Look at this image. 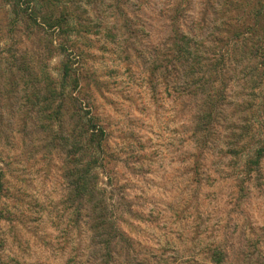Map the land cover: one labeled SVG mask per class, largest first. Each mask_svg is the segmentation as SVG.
<instances>
[{"label": "rangeland", "instance_id": "rangeland-1", "mask_svg": "<svg viewBox=\"0 0 264 264\" xmlns=\"http://www.w3.org/2000/svg\"><path fill=\"white\" fill-rule=\"evenodd\" d=\"M49 2L0 0V264H264V0Z\"/></svg>", "mask_w": 264, "mask_h": 264}, {"label": "trees", "instance_id": "trees-1", "mask_svg": "<svg viewBox=\"0 0 264 264\" xmlns=\"http://www.w3.org/2000/svg\"><path fill=\"white\" fill-rule=\"evenodd\" d=\"M22 1L23 0H8V2L12 3L13 4V11L19 15L20 13V10H21V5H22ZM45 2H47L48 4L50 3L49 1L50 0H43ZM263 8H264V5H262L260 7V15H258L257 17L254 16V21L253 23H247V21L244 23V24H240L238 25L239 28H241V30H243V32H246V33H256L257 32V29L260 28L262 30V40L260 42V46H257V48L254 50L255 52V55H260V58H261V66L263 68H261V73L263 74L264 76V21L263 23H261V20L264 19V17H262V19L258 20V17L259 16H264V15H261L263 13ZM44 10V9H43ZM27 12V10H26ZM40 13V11H38ZM65 10H63V14L58 16V17H55L53 18L52 16H49L47 18V14L44 13L43 11H41L42 15H41V19L42 21L39 22L40 24H44L46 23L49 27H54L56 25L58 26H61L62 25V22L64 23V21L66 22V14H65ZM258 13V14H259ZM30 14V13H29ZM34 14V13H33ZM29 17H31L33 20L37 21V16L36 15H32L30 14ZM256 17V18H255ZM256 31V32H255ZM242 32V31H241ZM238 35L237 37L240 38V32H237V34L235 33V36ZM240 35V36H239ZM184 43H181L179 42V40H175V50L177 51V55L180 57L182 54L185 53V55L187 54H190L189 52L186 53V50H185V46H183ZM72 67H70V64L69 62H66L64 63V74H63V78L62 80L60 81L59 83V86L60 88L62 89L59 93L60 94H63L65 93V96L67 93H69V95L72 97V92L71 91H67V88H68V83H73V88L75 89L77 86H78V78L75 76H72ZM64 96V97H65ZM77 102V101H76ZM212 111V110H211ZM52 113V112H51ZM50 113V114H51ZM57 114L59 115L60 112L57 111ZM92 126H95V124H90L89 128L92 129ZM264 131V130H263ZM95 133V132H94ZM95 134H93L94 136ZM264 156V136L263 138L260 139V146L258 148H256L254 150V153L252 155V157L250 158V160L248 161V164L249 165H257L259 163V160ZM86 187V184H85V180H84V184L82 186V191H86L85 189ZM1 188H2V182L0 180V194H1ZM103 221V220H102ZM104 225V223H103ZM98 226H102V224L98 225ZM218 257V259H220V253H218L216 255Z\"/></svg>", "mask_w": 264, "mask_h": 264}]
</instances>
